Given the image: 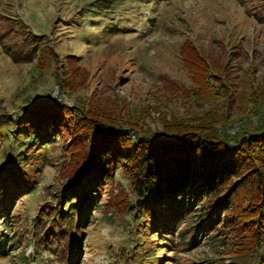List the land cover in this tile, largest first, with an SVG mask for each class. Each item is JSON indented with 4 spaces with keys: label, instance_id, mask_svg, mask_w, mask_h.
<instances>
[{
    "label": "rangeland",
    "instance_id": "1",
    "mask_svg": "<svg viewBox=\"0 0 264 264\" xmlns=\"http://www.w3.org/2000/svg\"><path fill=\"white\" fill-rule=\"evenodd\" d=\"M184 132L255 155L264 0H0V182L9 167L31 185L0 217V264H264L248 177L229 211L200 197L160 232L162 207L128 168L89 165L99 133L120 150Z\"/></svg>",
    "mask_w": 264,
    "mask_h": 264
},
{
    "label": "trees",
    "instance_id": "2",
    "mask_svg": "<svg viewBox=\"0 0 264 264\" xmlns=\"http://www.w3.org/2000/svg\"><path fill=\"white\" fill-rule=\"evenodd\" d=\"M98 135L93 143L91 141L93 161L90 159V164L89 162L86 164L95 163L94 165L100 168L101 165L107 164L110 157H113V162L119 168H128L133 175L134 193L137 198L160 203L161 212H164L160 217L165 216L166 219L158 229L160 232L161 229L164 232H172L177 217L187 211V208L189 209L200 197L219 198L220 207L226 212L229 211V194L235 190L234 184L242 183L245 177L250 179L258 196L264 201V137H253L251 142L248 141L247 145L249 148L252 147L255 155L246 159L244 156H236L239 154L233 153L215 140L199 138L185 132L178 133L172 138L143 141L137 148L120 150H115L114 145L118 141H115L113 136L103 133ZM21 153L22 151H18L15 157L20 159ZM88 157L91 158V154ZM248 160H251V163ZM6 168L1 170L7 178L6 183L0 182L2 222L10 214L15 199L31 190L30 184L23 186V180L26 179L23 174H17L18 171L16 173L14 168ZM239 179L242 181H238ZM188 181L189 189L188 186L186 187ZM230 181L232 182L227 187ZM178 201L180 203L177 206ZM76 206L75 203L71 204L69 212L70 210L74 212ZM61 219L59 223L64 226V217ZM77 219L80 224L79 217ZM3 226L6 231L10 228L6 224ZM198 232L196 230L192 234L189 242H185L186 238L183 235L180 237L185 250L193 248L197 243ZM3 240L0 244V255H7L12 242L9 238L10 244L6 239Z\"/></svg>",
    "mask_w": 264,
    "mask_h": 264
}]
</instances>
